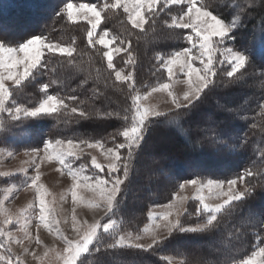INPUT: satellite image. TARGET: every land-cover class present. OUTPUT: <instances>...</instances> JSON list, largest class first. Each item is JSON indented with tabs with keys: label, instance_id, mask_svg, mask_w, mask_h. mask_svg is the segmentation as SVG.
Instances as JSON below:
<instances>
[{
	"label": "snow or ice",
	"instance_id": "snow-or-ice-1",
	"mask_svg": "<svg viewBox=\"0 0 264 264\" xmlns=\"http://www.w3.org/2000/svg\"><path fill=\"white\" fill-rule=\"evenodd\" d=\"M175 7V13L172 12ZM257 6V0H245L244 4H235L239 9L234 17H226L221 12L213 10L203 0H98L92 3H73L65 0L58 16H64L73 24L86 22L87 43L91 47L102 46L101 57L105 61L104 69L109 70V76L114 75L113 86L124 85L131 94V105L123 117L119 112L99 111L95 108L97 102H103L107 97L99 87L91 89V95L86 101L80 100L75 94L61 95L52 92V85L57 80L50 79L40 85V98L35 103L25 105L18 103L16 97L36 82L40 76L47 75L49 60L52 56L65 57L63 66L71 69L76 66L72 45L64 46L54 42L43 32L34 34L15 44L7 39H0V132L9 131L8 125L25 120H38L46 117L59 118L62 114H76L79 119L88 120L96 116L104 118L118 117L127 123L121 129L101 139L65 137L47 138L41 147L27 149L25 154L30 157L28 168L33 170L28 175V169H21L27 177L24 190H32L33 202L29 208L34 211L35 234L29 230L27 209L17 216L6 208L5 202L12 196V189H6L4 199L0 200V264H26L19 255L12 252V243L23 244L25 240L33 241L37 246H44L42 255L29 248L24 249L25 255L31 254L38 264H45L50 252H54L56 264H86V257L116 249H137L143 252L153 251L169 241L177 234L204 233L219 227L218 218L232 215L237 207L254 196L259 187L264 192V171H255L252 167H244L239 172L224 178L205 179L199 172L191 178L181 179L177 190L168 203L155 207L164 209L157 212L150 209L147 216L150 223L136 234H122L121 227L115 219L131 182L134 165L138 155L146 145L149 128L160 118H165L169 124H178L184 117L198 108L209 92L219 84L235 85L242 81L248 68L257 56L264 58V26L258 35L253 36L252 47H235L237 33L244 27L245 19ZM259 7L264 9V0H259ZM169 9L162 24L168 30H180L179 39L183 43L174 50L157 51L155 60L160 78L152 86H145L141 92L136 87L137 56L132 49V40L114 34L107 26L101 27L108 18L105 13L122 11L131 30L147 35L149 29L156 31L160 13ZM264 24V17H262ZM2 28V26H0ZM131 35V33H130ZM123 66L117 68L114 64V54L120 55ZM100 68L96 69L99 73ZM218 75L222 78L217 79ZM182 77V79H181ZM118 82V84H117ZM184 87L181 93L175 90L176 84ZM88 84V78H81L77 88ZM73 93L77 89L71 90ZM164 94L165 102L171 107L160 110L159 105L150 103V98L156 94ZM91 103L92 107L84 105ZM260 114L264 116V101L259 104ZM255 128L256 125L252 124ZM264 133V128H261ZM87 150L99 151L107 162L101 163L97 155ZM14 155L13 152L8 153ZM85 155L88 162H81ZM264 160V152L259 153ZM47 162L53 168L71 178L72 215L70 237L61 229V221L50 206L52 192L42 182L41 165ZM75 165V166H74ZM91 168V174H89ZM166 169H161L165 174ZM10 172H2L0 176H10ZM191 187L195 195L197 207L190 212L185 206L188 196L181 195L186 188ZM93 195L88 197L83 192ZM210 200L219 201L209 203ZM85 206L102 213L100 218H79L76 214L78 206ZM195 217V222H185L182 217ZM23 219V238L13 236V228ZM246 223L258 224L264 233V209L257 214L254 210L246 218ZM63 223H68L67 220ZM47 230L62 241L63 247L53 250L44 244L40 237V229ZM145 236L150 237L147 245L139 243ZM107 237V242H105ZM264 243V240H262ZM165 259L171 261L172 257ZM181 264H185L181 261ZM229 264V262H225ZM236 264H264V246L256 247L246 258L236 261Z\"/></svg>",
	"mask_w": 264,
	"mask_h": 264
},
{
	"label": "trees",
	"instance_id": "trees-1",
	"mask_svg": "<svg viewBox=\"0 0 264 264\" xmlns=\"http://www.w3.org/2000/svg\"><path fill=\"white\" fill-rule=\"evenodd\" d=\"M71 2L92 3L98 0H71ZM203 2L226 17H234L239 11L235 8V4H244L245 0H203ZM64 3L65 0H0V26H2L0 39H7L15 44L17 41L43 32L54 42L76 48L73 54L76 60L74 68L66 69L63 66L65 57L52 56L49 60V69L52 71H48L47 75L40 76L36 82L28 85L16 97L17 102L25 105L35 103L41 96L40 85L52 79L57 80L58 83L52 85L50 91L59 92L61 95L75 94L82 101L88 99L91 89L99 87L107 99L97 102L96 109L101 112L105 110L119 112L120 117L125 114L130 115L125 111L131 105L129 89L124 85L113 86L114 75L109 76V70H105L103 66L105 61L101 57L102 46L91 47L87 43L86 22L73 24L66 17L57 15V11ZM105 15L108 18L101 27L107 26L114 34L132 40V49L137 56L136 87L141 92L145 91V86L154 85L161 76V73L157 72L155 53L167 52L180 46L183 43L179 39L180 30H168L164 27L162 21L169 19V16L160 13L156 31L152 32L149 29L147 35L140 34V38L137 39V32L131 30L122 11L108 12ZM262 17H264V9L259 7L257 0V6L245 19V26L237 33L235 47H252L254 34L258 35L260 27L264 26ZM122 55L123 53L117 55L113 61L117 68L123 66ZM97 68L101 69L99 73L96 72ZM85 77L88 78V84L77 88L79 79ZM217 79L222 78L218 75ZM72 89L77 91L73 93ZM242 92L251 94L244 108L241 100L225 102L227 97L239 96ZM262 101H264V58L257 56L242 81L235 85L219 84L208 93L198 108L178 124H169L165 118H160L154 123L149 128L147 143L138 155L131 182L127 185V191L122 193L124 199L114 217L121 231L135 232L144 227L148 220L149 208L172 198L180 180L191 178L193 173L199 172L202 177L224 178L246 166L252 167L255 171H264V160L259 157V153L264 152V133L261 132V128H264V116L260 114L259 109ZM215 102L221 103L223 109L215 113L211 120L207 121L198 116V112L204 111ZM84 106L92 107L90 102ZM77 120L78 115L70 112L62 114L59 121L54 117L25 120V123L19 125L23 134L17 135L21 137V141L0 139V147L20 152L42 146L47 138L101 139L109 137L127 123L115 116L111 118L96 116L88 120L79 119V122ZM195 124H198L199 128H194ZM252 124L256 127L253 128ZM166 133L172 137L171 147L163 149L162 146H155L152 152L147 150L154 135ZM29 135L30 138H27L26 136ZM145 155H152L157 171L161 174V169H166L165 174L155 178H151L148 174L144 178L138 177L139 164ZM8 184H12L10 180L5 177L0 178V200ZM155 184L161 186L157 192L151 187L153 185L155 187ZM135 191L145 193L147 197L138 210L131 211L130 204L134 199L132 192ZM195 208L196 206H191L189 211L192 212ZM261 209H264V192L258 187L254 196L241 203L232 215L218 218L219 227L211 231L177 234L149 252L137 249L102 250L98 254L88 255L86 264H172L165 259L166 257L176 258L179 264L181 261L185 264H225L226 261L229 264H236V261L245 258L252 250L253 242L257 237H260L261 241L264 240V233L260 231L258 224L245 222L249 210H254L258 214ZM195 220V217L189 218L187 214L183 218L185 222H195ZM107 239L105 237V242ZM216 241L218 242L215 246ZM212 247L214 251L209 255Z\"/></svg>",
	"mask_w": 264,
	"mask_h": 264
},
{
	"label": "rangeland",
	"instance_id": "rangeland-1",
	"mask_svg": "<svg viewBox=\"0 0 264 264\" xmlns=\"http://www.w3.org/2000/svg\"><path fill=\"white\" fill-rule=\"evenodd\" d=\"M175 7L172 6V12L173 14L175 13ZM169 9H165L163 12H161L164 16H168L167 12ZM170 19V17H169ZM83 22V21H80ZM63 45V44H62ZM65 46V45H64ZM117 57V55L114 54V59ZM182 79V77H181ZM183 85L178 83L175 85V90L179 94L182 92ZM251 97V94L248 92H242L239 96H234L232 95L231 97H227L225 102L232 103L235 102L236 100H241L242 102V108H244L247 105V100H249ZM166 97L164 94L156 93L150 98V103L154 105H159L160 110L164 111L167 110L171 107L169 103L165 102ZM221 103H213L209 105L204 111L198 112V116L205 118V120H211L213 115L223 109V106L220 105ZM21 123H25V121L22 122H13L8 125L9 131L7 132H0V139L1 140H7V141H13V142H18L21 141V137L19 138L17 135L23 134L22 127L19 126ZM194 128H199L198 124L194 125ZM34 135L32 134V137ZM27 138H30L26 136ZM36 137V136H35ZM173 141L172 137L169 133L166 134H156L154 135V138L152 140V143L148 145L147 150L152 152L154 147L162 146L164 148H169L171 147ZM41 147V146H40ZM161 148V147H160ZM88 152H92V154L97 155L98 160L101 163H107L104 160V157L100 154V152L93 151V150H87ZM9 152H13L12 150H9L8 148L5 147H0V173L2 172H10L12 175L10 176H0V178H7V180H10L12 184H8L6 186V189L11 188L12 189V196L9 197V199L5 202L6 208L12 213V215L15 217L21 213L22 210L27 209L26 215L29 218V230L35 234V224L36 220L34 219V211L33 209L29 208V205L32 204L33 202V193L32 190L29 189L27 191L24 190V183L27 179V177L24 175V173L21 171V169H28V175L33 174V170L31 168H28V163L30 161V157L25 154L26 151H20V152H13L14 155L9 156ZM157 154V153H156ZM83 159L81 161L76 162V165L80 164L81 162H88L89 158L85 155V157H82ZM157 158V157H156ZM155 160H152V155H145L139 164L138 168V177L143 176L147 177L148 175H151V178L159 177L162 176L159 171L155 168ZM75 166V165H74ZM136 165H134V170H135ZM156 169V170H154ZM133 170V172H134ZM137 170V169H136ZM91 168H89V174H91ZM41 173H42V182L45 183V185L49 188V190L52 192V197H49L50 201H54L53 203L50 204V206L54 209V214L57 216V218L61 221V229L63 232L70 237L74 236V233L71 230V215H72V208H73V203H72V197H71V192H70V187H71V178L67 177L66 175H61L60 172L56 171L52 165L48 164L47 162L43 163L41 165ZM205 179L208 178H215V177H203ZM141 179V178H140ZM150 183V182H149ZM129 184V183H128ZM151 186V185H150ZM153 189L155 188V192L159 191L161 186H158V184H155L151 186ZM163 188V187H162ZM5 189V190H6ZM5 192V191H4ZM84 195L91 197L93 194L89 192H83ZM149 194V193H148ZM5 195V194H4ZM132 195L134 197L133 201L131 202V211L134 209V211L138 210L140 206L144 203L147 194L141 193L138 191H135L134 193L132 192ZM150 195V194H149ZM181 195H185L189 197V200L186 203V207L188 210L190 207H197V202L192 199V197L195 195L194 190L191 187H188L185 189L184 192L181 193ZM4 199V196L2 200ZM172 199V198H170ZM169 200H167L165 203H168ZM219 201L215 200H210L209 203H218ZM161 203V204H165ZM129 204V203H128ZM159 203L153 205L150 209H154L157 212H162L164 209L156 208L155 206L158 205ZM250 211L246 214L247 217L250 214ZM76 214L79 218H86L91 221L93 216L95 218L99 219L100 213L98 210L93 211L91 209H88L87 207L81 205L76 208ZM186 215V214H185ZM185 217V216H184ZM182 217V220L183 218ZM3 220V214H0V221ZM67 220L68 223H63V221ZM147 223H150V220L148 218ZM146 223V224H147ZM143 228V227H142ZM140 228L139 230H141ZM138 230V231H139ZM138 231H123L122 234L126 233H132L136 234ZM24 231H23V219L21 220L20 224L16 225L13 228V236L14 237H19L23 238ZM40 237L44 241V244L47 245L48 248L56 250L61 247H63L62 241L59 240L57 236L54 234H50L47 232V230L41 228L40 229ZM253 242V248L251 251H253L256 247L259 246H264L262 243L260 237H257L256 240ZM151 242L150 237L145 236V238L139 243L142 244H149ZM217 242H215V246L217 245ZM29 248L32 251H35L38 255H42L44 252V246H37L33 243V241L30 240H25L23 244H15L12 243V252L15 255L21 256L22 259L26 261V264H38L36 260L33 259L31 254L25 255L24 249ZM209 250V248H208ZM0 251H3V249H0ZM214 251V248L212 247L211 250L209 251V255H212L211 252ZM247 255H249L251 253ZM247 257V256H246ZM245 257V258H246ZM173 258V257H172ZM168 262L172 264H179V260L176 258H173L171 261L167 260ZM45 264H56L54 252L49 253V257L45 260Z\"/></svg>",
	"mask_w": 264,
	"mask_h": 264
}]
</instances>
